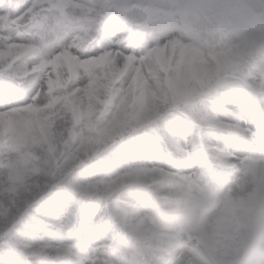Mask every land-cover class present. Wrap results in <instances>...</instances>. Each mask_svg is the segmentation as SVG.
Listing matches in <instances>:
<instances>
[{"label":"snow or ice","instance_id":"6c2138e0","mask_svg":"<svg viewBox=\"0 0 264 264\" xmlns=\"http://www.w3.org/2000/svg\"><path fill=\"white\" fill-rule=\"evenodd\" d=\"M262 162L264 36L0 0V264H175L146 227L157 187Z\"/></svg>","mask_w":264,"mask_h":264},{"label":"trees","instance_id":"16d2710c","mask_svg":"<svg viewBox=\"0 0 264 264\" xmlns=\"http://www.w3.org/2000/svg\"><path fill=\"white\" fill-rule=\"evenodd\" d=\"M178 12L180 26L187 27L200 36H213L223 33V26L229 22L231 27L248 34L254 31V14L264 4V0H188ZM147 11L150 20L156 25H171V16L163 5L170 0H138ZM263 33V30H256ZM241 37V35H235ZM248 36V35H247ZM252 37V36H248ZM258 37V35L256 36ZM244 175H249L252 187L245 195L234 194L226 188L230 175L219 181H200L198 183H176L158 186L146 208V227L157 240L173 238L176 241L175 259L183 255L184 264H202L204 253L220 245L224 238V225L235 224L241 214L255 211L254 204L264 202V187L256 176L255 168L242 166ZM245 201L243 207H233L230 199ZM217 201L222 202L223 215L217 216L209 224H204L205 215L211 211ZM202 227H193V222ZM205 233L207 240L201 235Z\"/></svg>","mask_w":264,"mask_h":264},{"label":"clouds","instance_id":"9594fccd","mask_svg":"<svg viewBox=\"0 0 264 264\" xmlns=\"http://www.w3.org/2000/svg\"><path fill=\"white\" fill-rule=\"evenodd\" d=\"M241 214L235 224L224 225L223 242L203 255L202 264H264V202ZM194 221L193 227H202Z\"/></svg>","mask_w":264,"mask_h":264},{"label":"rangeland","instance_id":"374dc122","mask_svg":"<svg viewBox=\"0 0 264 264\" xmlns=\"http://www.w3.org/2000/svg\"><path fill=\"white\" fill-rule=\"evenodd\" d=\"M184 0H180L177 3H172L169 7L171 8V14L175 17H177V13L179 12V8L181 7V4L184 3ZM255 28H264V9L260 14L256 13L254 14V19L252 21ZM243 30H238L237 28L231 27L229 22H226L223 26V34H228L232 37L235 35L243 34ZM261 164L264 165V162ZM259 169V168H257ZM242 167L238 168L237 171L233 172L231 179L229 180L227 187L234 190L235 193L239 195H245L250 188L253 186L251 183V177L249 175H244ZM258 173V172H256ZM222 213V205L219 203L217 207L206 214V218L204 220V223L209 224V222L213 221L218 215ZM175 264H184L183 255H180L176 260Z\"/></svg>","mask_w":264,"mask_h":264}]
</instances>
